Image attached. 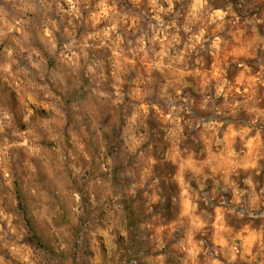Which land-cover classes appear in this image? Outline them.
<instances>
[{
    "label": "rangeland",
    "instance_id": "rangeland-1",
    "mask_svg": "<svg viewBox=\"0 0 264 264\" xmlns=\"http://www.w3.org/2000/svg\"><path fill=\"white\" fill-rule=\"evenodd\" d=\"M0 264H264V0H0Z\"/></svg>",
    "mask_w": 264,
    "mask_h": 264
}]
</instances>
